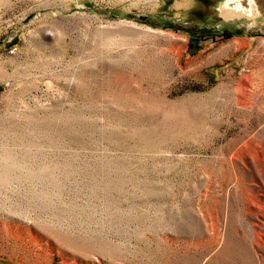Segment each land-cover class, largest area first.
<instances>
[{
  "label": "rangeland",
  "instance_id": "obj_1",
  "mask_svg": "<svg viewBox=\"0 0 264 264\" xmlns=\"http://www.w3.org/2000/svg\"><path fill=\"white\" fill-rule=\"evenodd\" d=\"M0 264H264V0H0Z\"/></svg>",
  "mask_w": 264,
  "mask_h": 264
},
{
  "label": "bare ground",
  "instance_id": "obj_2",
  "mask_svg": "<svg viewBox=\"0 0 264 264\" xmlns=\"http://www.w3.org/2000/svg\"><path fill=\"white\" fill-rule=\"evenodd\" d=\"M235 3H236V2H235ZM237 3H238V1H237ZM237 3H236V4H237ZM226 6H227V5H226ZM227 7H228V6H227Z\"/></svg>",
  "mask_w": 264,
  "mask_h": 264
},
{
  "label": "trees",
  "instance_id": "obj_3",
  "mask_svg": "<svg viewBox=\"0 0 264 264\" xmlns=\"http://www.w3.org/2000/svg\"><path fill=\"white\" fill-rule=\"evenodd\" d=\"M192 40H194L192 37H191Z\"/></svg>",
  "mask_w": 264,
  "mask_h": 264
}]
</instances>
